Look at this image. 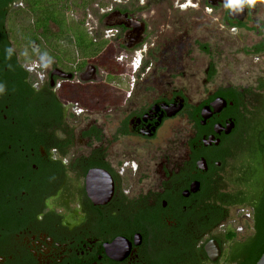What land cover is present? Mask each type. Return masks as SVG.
I'll use <instances>...</instances> for the list:
<instances>
[{
  "label": "flooded vegetation",
  "instance_id": "af4514ba",
  "mask_svg": "<svg viewBox=\"0 0 264 264\" xmlns=\"http://www.w3.org/2000/svg\"><path fill=\"white\" fill-rule=\"evenodd\" d=\"M27 1L0 0V264H255L264 9L172 0L180 11L222 12L228 28L231 69L216 78L208 62L193 91L171 77L185 64L156 61L149 0H78L98 7L103 45L91 48L96 36L64 15L70 27H40L36 58L23 62L6 22ZM122 49L134 52L127 78ZM176 118L182 125L166 136Z\"/></svg>",
  "mask_w": 264,
  "mask_h": 264
},
{
  "label": "rangeland",
  "instance_id": "374dc122",
  "mask_svg": "<svg viewBox=\"0 0 264 264\" xmlns=\"http://www.w3.org/2000/svg\"><path fill=\"white\" fill-rule=\"evenodd\" d=\"M255 1L260 12L264 9V0ZM77 2L78 0L71 4L69 0H66V3H62L63 7L61 9L64 11L65 16L69 20L73 19L75 23H81L80 20H83L81 27L92 32L90 34L91 38L96 36L97 41L104 39L101 36L102 22H96L100 16L98 7L91 4L85 9L79 7ZM148 4L149 8L145 19L149 25L148 31L151 37H154L156 44L154 50L156 61H159L158 57H162L163 63L168 62L170 59L171 62L178 60L185 64L184 70L172 69L171 77L176 84L190 83L192 84V86L190 85L191 89H195L196 79L204 77L205 68L208 62L211 61L217 66L218 74L216 78L227 76L228 71L231 69L227 54L229 34L227 33L228 28L224 24L222 12L210 13L202 10V8L195 7L180 11L173 5L172 0H149ZM33 21L34 17L28 5L25 4L24 7H17L12 10L6 22L10 44L23 62L34 61L36 58L32 50L35 46L33 42L37 40V32L32 29ZM68 24L66 23L65 26ZM94 26L95 29L97 26V33L93 32L95 30ZM79 31L80 29L77 28L78 33ZM93 34L95 35L93 36ZM149 41L153 40L149 38ZM199 42H203L208 46L210 49L209 54L198 48ZM58 43L60 46H70L64 39L59 40ZM115 43L112 40L113 46H115ZM167 47L168 49H166ZM218 49L222 50L219 55L216 54L219 53ZM121 52L123 54L125 78H127L134 52L127 49H122ZM179 54H183V58L180 59ZM191 74H195L196 77L191 78ZM182 123L183 121L180 118L168 121L164 129L165 135L167 136L171 131L178 130Z\"/></svg>",
  "mask_w": 264,
  "mask_h": 264
},
{
  "label": "trees",
  "instance_id": "16d2710c",
  "mask_svg": "<svg viewBox=\"0 0 264 264\" xmlns=\"http://www.w3.org/2000/svg\"><path fill=\"white\" fill-rule=\"evenodd\" d=\"M66 0H28L27 5L34 17L33 25L34 31L36 32L40 27H44V30H48L47 26L49 21L55 22L60 28L65 29L66 20L63 18L64 11H62L63 4ZM77 28L80 29L81 23L76 22ZM81 30V29H80ZM86 39V38H85ZM84 36H75L76 44L80 46L85 45ZM101 40L90 39L91 48H98L102 46ZM94 55V51H93Z\"/></svg>",
  "mask_w": 264,
  "mask_h": 264
},
{
  "label": "water",
  "instance_id": "95a60500",
  "mask_svg": "<svg viewBox=\"0 0 264 264\" xmlns=\"http://www.w3.org/2000/svg\"><path fill=\"white\" fill-rule=\"evenodd\" d=\"M255 264H264V253L261 255V257L258 259V261Z\"/></svg>",
  "mask_w": 264,
  "mask_h": 264
},
{
  "label": "clouds",
  "instance_id": "9594fccd",
  "mask_svg": "<svg viewBox=\"0 0 264 264\" xmlns=\"http://www.w3.org/2000/svg\"><path fill=\"white\" fill-rule=\"evenodd\" d=\"M231 3L236 5V4H239L241 3V0H231Z\"/></svg>",
  "mask_w": 264,
  "mask_h": 264
}]
</instances>
